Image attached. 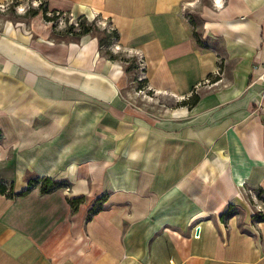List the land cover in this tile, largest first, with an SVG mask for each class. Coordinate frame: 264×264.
<instances>
[{
	"label": "crops",
	"instance_id": "1",
	"mask_svg": "<svg viewBox=\"0 0 264 264\" xmlns=\"http://www.w3.org/2000/svg\"><path fill=\"white\" fill-rule=\"evenodd\" d=\"M25 1L116 40L0 25V264H264V0Z\"/></svg>",
	"mask_w": 264,
	"mask_h": 264
},
{
	"label": "rangeland",
	"instance_id": "2",
	"mask_svg": "<svg viewBox=\"0 0 264 264\" xmlns=\"http://www.w3.org/2000/svg\"><path fill=\"white\" fill-rule=\"evenodd\" d=\"M34 7H37L36 4H33L29 1H25L22 6L21 4H18V5H9V6H4V7H0V25H3V24H11V23H19L21 25H27L30 21V23L32 22L33 19L37 18L40 20V22L42 24H46L48 25L49 27L51 26L52 27V24H50L49 22H46L44 20V15L42 14V12H38L37 15L31 17L30 15L26 14V12L28 10H31V9H36ZM188 13L190 14V16H192L194 19H195V22H196V25L195 27L193 28L194 31H199L200 29V24L197 20V14L196 12L194 11H191L190 9L187 10ZM51 16V15H50ZM53 17H56L55 15H53ZM68 21V20H67ZM78 22V20H77ZM72 25V24H71ZM69 25V22L66 23V25H62V26H56L54 27V37L55 39L56 38H66V40H63V41H69V40H76V37L75 35H70V34H66L65 35V32L67 31V29L71 26ZM73 26V25H72ZM74 27V30L73 32L77 31L78 30V27ZM60 34V35H59ZM90 36V35H89ZM214 45V44H212ZM106 50L108 51V49L106 48ZM125 57V58H124ZM124 57H120L118 58L119 61H121L122 63H124L125 61H128V65H125L124 68L126 69L127 67H130L132 69V73L133 75H135L136 73H139L140 72L138 71L142 66L140 65L139 62H137V58H133V56H130L129 54H126L124 55ZM138 77H140V81L141 82H137L135 81V84L134 86L132 87L133 90H135V92L137 93H140L142 95V97H144V101H147L148 104H146L147 106L144 107V108H147V110L151 113H156L157 112V108H158V102L155 101V98H153L152 95H149L147 93L144 94V91H146V84H145V80H143L144 76L143 75H139ZM142 79V80H141ZM142 89V93L139 92V90ZM193 96V94H192ZM191 99V98H190ZM136 102L137 104H140L142 106V104L144 102H140L139 101V98L136 99ZM161 102H163L164 105L166 106H178L179 103H176V102H173L172 100H164L162 99ZM1 145V143H0ZM1 150V149H0ZM4 159H1L0 160V164L2 163ZM5 162V161H3ZM7 167V166H5ZM1 181H4L0 178V182ZM9 181V180H8ZM5 183L9 184L8 182L5 181ZM17 183V182H16ZM236 214L237 216L241 219L242 217V211L240 210H236Z\"/></svg>",
	"mask_w": 264,
	"mask_h": 264
},
{
	"label": "trees",
	"instance_id": "3",
	"mask_svg": "<svg viewBox=\"0 0 264 264\" xmlns=\"http://www.w3.org/2000/svg\"><path fill=\"white\" fill-rule=\"evenodd\" d=\"M42 6L43 5H39L38 9L28 10L26 12V14L33 17V16L37 15V13L39 11H41L42 14L44 15V20L46 22L52 23L56 19V17H53V15H55L56 13H52L51 16H48L47 11ZM77 20H78V22H77L78 30L73 32L74 27L71 25L67 29V31L65 32V35L66 34H70V35L72 34V35H75L76 38H78L80 36L90 35V36L96 37L98 39L99 45H101V46L106 45V44L108 45L109 41L116 40V33L114 30L107 32L105 29L98 28L95 25L94 21L88 22L85 19H77ZM190 22L192 24V27L194 28L196 25L195 19L191 18ZM54 27H55V25H53V30H54ZM52 36L55 39L54 33L52 34ZM193 36H195L198 40V37H199L198 31H193ZM56 40H66V38L65 37L64 38H56ZM197 42H199V40ZM126 62H128V61H126ZM197 99H198V97L196 95H193L191 97V99H189V105L192 106L196 102ZM60 186H61V184H59L55 181H52L51 179H43V178L34 176L33 178H31L29 180L28 189L26 191H24L22 194L28 193L29 190L34 188V187H37L41 194H46V193H49L50 191H52L54 189L59 188ZM10 188H11V183L7 184V183H5V181L0 182V192H5V190H9ZM78 202L79 201H71L70 202L71 209L73 212L76 210ZM91 211L95 212V211H97V209L93 207L91 209ZM253 217L256 218L257 215L255 214ZM259 218L264 219V217H262V216H260Z\"/></svg>",
	"mask_w": 264,
	"mask_h": 264
},
{
	"label": "built area",
	"instance_id": "4",
	"mask_svg": "<svg viewBox=\"0 0 264 264\" xmlns=\"http://www.w3.org/2000/svg\"><path fill=\"white\" fill-rule=\"evenodd\" d=\"M0 7H2V6H0ZM55 16H56V19L52 22V25L62 26V25H66L67 22H69V25L72 24L75 27H77V25H78L77 19H73V16L71 13H56ZM94 23L98 28L103 27L102 29H105L107 32H110L113 30L112 27L102 25V23L99 22L97 19L94 21ZM2 139H3V135L0 134V143H1ZM65 190L69 191V187H66ZM253 194L257 199H260V198H262V196H264V194H262L260 191H255ZM252 215L254 216L255 213L252 212Z\"/></svg>",
	"mask_w": 264,
	"mask_h": 264
}]
</instances>
